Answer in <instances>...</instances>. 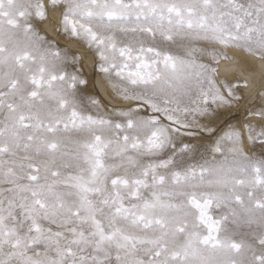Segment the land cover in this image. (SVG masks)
<instances>
[{"label":"snow or ice","instance_id":"1","mask_svg":"<svg viewBox=\"0 0 264 264\" xmlns=\"http://www.w3.org/2000/svg\"><path fill=\"white\" fill-rule=\"evenodd\" d=\"M0 264H264V0H0Z\"/></svg>","mask_w":264,"mask_h":264}]
</instances>
